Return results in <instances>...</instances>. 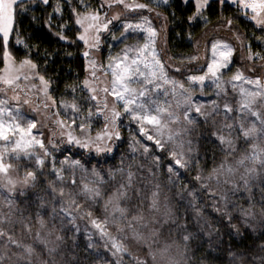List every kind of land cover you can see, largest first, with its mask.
<instances>
[{
	"label": "snow or ice",
	"instance_id": "1",
	"mask_svg": "<svg viewBox=\"0 0 264 264\" xmlns=\"http://www.w3.org/2000/svg\"><path fill=\"white\" fill-rule=\"evenodd\" d=\"M29 2H35V0H0V52H2L3 74H0V83L6 86H13L21 78L27 80L29 76L22 70L27 68L29 71L36 70L37 64L27 56L16 62L15 57L9 50L10 40L15 37L17 45L24 44V41L20 37V33L17 27L18 16L21 13L28 11L26 5ZM66 3L71 5V0H65ZM116 2L124 4V6L130 10L134 9H148L147 4L135 3L125 4L124 0H116ZM167 3V0H164ZM222 6L228 0H217ZM231 4L236 7L237 12L242 13L245 16L255 22V25L264 32V0H230ZM43 5H48L50 0H40ZM185 3H191L193 5V12L188 16V21L192 22L195 19L203 18L205 21L207 18L204 16V12L210 6V0H185ZM78 7H71V12L75 16V24L79 25L82 32L78 33V40L83 41L89 49H94L99 46L101 28L107 30L108 24L111 21H107L103 24L100 23L101 11L106 4L102 3L99 9H92L91 5L86 0H77ZM107 6H111L108 4ZM53 12L58 14L62 12V7L57 0V4L53 9ZM106 15V13H105ZM51 14L49 15L48 24L51 27ZM115 18V17H114ZM232 25V20H227V26ZM61 28L64 25H60ZM125 32L129 29H139L146 33L145 43L142 47L136 49H126L123 53V59L114 58L115 68L112 70L113 87L112 95L115 97L116 102H122L121 107L123 113L130 116L139 126V134L144 141L141 144L143 152L146 155H151L153 151L159 152L160 155H153L152 159L157 168L164 166L162 158H167L166 172L169 177V181L173 184L183 175L184 172L190 171L195 167L196 174L189 180V183L193 185L192 190L188 191V195L192 196L193 202L191 206L197 215V219H201V208L195 204L197 199L196 185H199L198 191L203 192L211 201L212 211L217 215V219L221 223H226L230 230H235L237 234L240 232V226L233 221H239L245 229L252 227V221L256 218L255 208L257 205L260 207V213L264 216V80L260 77H246L239 69L228 80H224L223 71L230 67L232 57L235 49L228 43L216 42L212 44V60L207 65V72L203 75H193L187 78L189 87H185V83L170 79L165 71L163 62L158 58V54L155 48V38L157 35L156 29L150 26V21L147 17L143 18V23H126L124 25ZM60 39L64 40L67 37L63 32L57 33ZM123 36V33L121 34ZM239 39V37H237ZM25 47H28L25 45ZM248 48V59L251 60H264V54L259 52H253L250 45H245ZM135 51L137 53L135 58H131V65H136L135 70L125 62L130 59L129 53ZM152 56L153 71L146 74L140 71V63H143L141 57L146 56L148 53ZM85 57H89L90 52L85 51L83 53ZM190 59H196L195 56ZM90 63L95 68V61L91 60ZM145 67L149 65L144 64ZM112 67V65H109ZM119 70V71H118ZM254 71L255 69H251ZM179 71V69H176ZM136 73H139L143 80L140 81L144 87L136 89L130 87V83L133 82V78ZM39 80L44 85V91L47 93L48 85L50 81L46 80L43 75H39L37 71L35 73ZM95 76V72H93ZM211 78L216 91V96L220 97L221 94H227L225 85H231L234 92L239 93L238 107L234 108L231 103L225 102L223 108L219 106L216 100L211 101L209 110H204L205 105L197 102L193 95V90L196 86H199L203 90L205 81ZM162 82V83H161ZM239 82V84L237 83ZM87 85V80L84 82ZM165 85L171 86V94L173 97L177 95L181 97L176 101V108L179 111L171 110V103L165 102L167 106H162L157 100L151 99L149 92H156L160 94V90L163 89V95L167 97L169 90L165 88ZM247 85V87L245 86ZM154 86V87H153ZM89 91H95L89 89ZM105 93L108 89H103ZM92 100H96L95 95L91 96ZM28 101L26 100L25 103ZM0 103H3L0 101ZM53 103L55 101L53 100ZM259 105V106H257ZM47 107V105H45ZM104 108L107 109V103L105 102ZM73 109L76 110V105H73ZM99 113L101 109L97 107ZM5 108L0 107V141H9L10 137L18 135V139H15L12 145V151L19 153L23 150L24 155L29 159L33 158L34 153L29 151L30 149L38 146L43 150V156H35V163L41 169L45 165V159L49 155L48 149L45 147L43 140L36 139L32 135V129L36 127L34 122H30L26 127H22L17 122V116L12 115V110H7V115L10 119L5 121ZM113 130H108V124L104 125L105 131L97 133L95 140L90 135H85L84 139L74 137L71 132L68 133V142L75 143L76 145L89 149L95 148L97 153L111 152L112 149L108 142L114 138L119 139L120 133L116 129V121L120 118L121 112L117 111L115 107L111 109ZM223 113V120L217 122L214 117ZM235 113V115H233ZM89 116H91V109H89ZM166 116V119L164 118ZM203 118V119H201ZM108 120V117H105ZM62 123V122H59ZM72 123H75L73 119ZM219 123V127H217ZM179 124L182 127L173 130L170 125ZM205 127L201 135L205 132L214 137L217 141V147L224 153V158L218 166L211 169L207 176L202 175L204 169L200 167V159L197 148L194 146V142L191 135L196 132L197 125L208 126ZM78 128L81 132H86L88 126L85 123H80ZM226 133V134H225ZM243 139L246 144H249V148L245 151L239 159L235 161L234 167L228 162V157L234 156L237 150L236 140ZM100 141H104V146H100ZM148 142H151L149 144ZM8 151L7 145L3 149H0V173L5 174L7 185L14 186L16 181L7 176L8 169L11 165L3 163L4 153ZM17 158H19L17 156ZM61 165L68 164L69 168H80L83 171H89L84 169V166L78 160L71 162L61 161ZM243 171H240V169ZM64 169L57 168L55 162H52V174L55 175L56 180L61 184L64 183L63 176ZM104 169L100 167V162L97 161V165L92 167L90 175L94 178L92 181L84 183L81 181L82 187L80 192L86 199L99 203L101 200L104 202L105 218L100 220L93 218L92 212H83V216L89 219L93 227L98 231L101 238H106L105 247L109 248L111 255L117 257L113 264H123L122 257L124 255H130L128 248L113 236L108 231L109 219L108 216H112V223L116 226L117 232L123 233L125 227L131 230V239L137 244L146 245L148 248V256L155 264L156 252L153 248L158 243V236L160 235L159 229H153L149 235L138 231L134 227V222H141L145 219L143 215L145 197L141 194V189L134 187L133 173L127 172L126 177L123 176L124 169H117L109 171L101 175ZM120 172L122 179L116 181V173ZM39 175H43L41 171ZM107 176V180L104 178ZM224 179L221 181L220 177ZM73 179L71 183L76 185L75 172H72ZM175 177V180L173 179ZM215 180L216 187H213L211 181ZM38 181V173L36 171H27L25 173L22 183L26 186H35ZM110 181L115 182L110 185L111 191H108L103 186L109 184ZM227 187H221V185ZM48 187L53 195L59 191L61 200L65 195L64 187L57 189L54 186V182L49 181ZM157 191L152 192L151 202L147 204V211L150 213H160L161 208L159 205V185H156ZM10 191L12 188L9 189ZM188 190V185H182L181 192ZM260 194V199H255V191ZM107 197V199H105ZM235 198V199H234ZM247 202V207L240 201ZM126 202L131 205V208L135 211L129 219L128 207H122L121 203ZM9 208L11 210V201ZM42 207V205H40ZM109 208L111 212L109 213ZM81 211V205L75 200L70 199L66 206L61 208V212L64 213L65 219L70 224H75L76 215L75 212ZM118 214V216H117ZM126 221L124 226L117 224L116 221ZM152 223L159 224L160 228H164L165 225L170 227L174 226L177 229H183L184 234L182 236L183 241L187 245V242L195 239L200 233H194L188 231L187 222L180 223L179 217L175 215L167 204L164 205V211L161 213V218L153 216ZM261 222H264L262 220ZM10 224L11 220L8 215L0 211V239H5L6 244L15 245L17 248L23 247L24 251L29 255L33 252L31 245H23L20 241L13 238L3 225ZM63 224V221H61ZM207 223V221H205ZM40 224L43 227L44 221L41 219ZM146 226V225H145ZM254 230V229H253ZM66 231L78 232V228H69ZM203 232V229L200 230ZM213 226L209 225V231L203 232L204 235H212L216 232ZM37 239H41L39 233H37ZM60 239V237H57ZM47 243V241H42ZM110 242V246H109ZM78 247V245H77ZM95 247L91 236L88 238V242L85 245V251ZM264 247V246H262ZM168 250V246L159 249L161 256H163ZM54 251V250H50ZM231 254V253H230ZM8 258L7 253L0 254V264ZM135 264H148L147 259H140L138 257H132ZM72 264H80L78 259H74ZM169 264H175L174 261L169 260ZM261 264H264V258L261 260Z\"/></svg>",
	"mask_w": 264,
	"mask_h": 264
},
{
	"label": "rangeland",
	"instance_id": "2",
	"mask_svg": "<svg viewBox=\"0 0 264 264\" xmlns=\"http://www.w3.org/2000/svg\"><path fill=\"white\" fill-rule=\"evenodd\" d=\"M168 2L169 0H167V3ZM228 2L231 3L230 0H228ZM102 3H105L106 6L100 9V23L103 24L107 21H111V23L108 24L107 30L101 28L99 33V46L94 49H89L83 41L79 40L84 48L83 53L85 51L90 52L89 57H85L88 73L85 80H87L88 83L86 85L84 80L82 84L83 89L89 95L90 103L88 109L82 110L79 105L73 101H56L51 94L50 84L48 85L47 93H45L43 83L39 80L38 76L35 75L38 68L32 71H29L27 68L23 69L22 71L29 76V79L25 80L21 78L13 86H6L0 83V101L3 102L0 103V107H4L6 110L4 116L5 121L7 122L10 119L7 115V110L11 109L12 115L17 116V122L20 123L22 127H26L30 122H34L36 127L32 129V135L35 136L36 139L43 140L49 153L48 156L43 157L45 159V165L41 169L35 163V156H43V150L38 146L29 150L34 153L33 158L29 159L24 155L23 150L19 151V153L12 151V145L15 139L19 138L18 135L10 137L9 141H0V149H3L5 145H7L8 148V151L5 152L3 156V163L11 165L8 169L7 176L16 181L14 186L7 185L5 174L0 173V211L8 215L11 220L10 224L6 223L3 226L8 229L14 239L20 241L23 245H31L33 248V252L29 255L24 251L23 247L17 248L15 245L6 244V238L0 239V254L7 253L8 255V258L4 260L2 264H69L67 252L73 250L79 237H84L86 242H88L89 236H91L95 245L92 250L103 254L106 259L105 264H113V262L116 261L117 257L112 256L109 248L105 247L106 238H101L89 219L82 214L83 212L91 211L93 218H98L100 220H103L106 215L103 200L99 203L92 202L86 199L80 192L82 187L81 181L87 183L94 179L90 175V170L97 165V161H100V167L104 169L101 175L121 168L124 169V177H126L128 171L134 174V187L141 189V194L145 197L143 209L145 219L141 222H134V227L145 235H149L154 228L160 230V235L157 238L158 243L153 248L157 257L155 264H169V260L174 261L175 264H190L187 245L182 237L178 238L180 229L168 225H165V227L161 229L159 224L151 222L153 216L161 218V213L164 211L165 204H167L175 214L173 201L171 199L172 193L169 191L173 183L169 181L166 172L167 158H163L165 160V172L164 180H161L162 178L159 179L154 172L155 164L152 159L153 155L160 154L156 151H153L151 155L144 154L143 148L141 147L144 141L139 134L138 124L133 121L129 115L123 113L121 107L122 102H116L111 92L114 79L112 70L115 68L114 58L123 59V53L126 49L142 47L147 35L139 29H129L125 32L124 25L126 23H143V18L147 17L148 21H150V26L156 29L157 35L154 46L158 58L164 64L168 77L185 83V87H189L187 82L189 76L203 75L207 72V65L212 60V44L216 42L228 43L235 49L230 67L227 70H222V78L224 80L230 79L238 69L246 77H260L264 80V60L250 61L248 59L249 52L245 45H250L251 40H247L244 34L234 25L229 27L227 24H217L209 27L207 31L195 41L196 50L194 54L189 57L175 58L169 53L167 48L169 22L167 16L159 9L162 5L167 4L164 0H149L148 2L142 0H124L125 4H147L149 6L148 9L130 10L126 8L124 4L116 2V0H99L98 6L91 8L99 9ZM108 4L111 6H107ZM73 17L75 22V16L73 15ZM252 22L255 25V22ZM76 27L79 32L83 31L79 25H76ZM122 33L123 36L121 35ZM237 37H239V39ZM254 41L256 43L262 42L261 45L264 43L257 38H254ZM251 50L264 54L263 48L262 50L254 51L251 47ZM236 54H238L237 62L235 59ZM136 55L137 53L135 51L130 52V59L125 62L131 66L133 70H135L136 65H131V58H135ZM193 56H195L196 59H190V57ZM91 60L96 62L95 68L90 63ZM141 60L143 63L139 65L140 71L146 74L151 73L153 71L151 53L149 52L146 56L141 57ZM16 62L19 63L18 60H16ZM145 63L149 66L145 67ZM109 65H112V67H109ZM3 67L4 65L0 68V74H3ZM176 69H179V71H176ZM251 69L255 70L252 71ZM93 72H95V76H93ZM39 75L41 74L39 73ZM142 80L143 77H140L139 73H136L133 82L130 83L129 86L141 89L144 87L140 82ZM237 83L239 84V82ZM245 86L247 87V85ZM225 87L227 89V94H221L220 97H217L215 94L217 89L212 83V79L209 78L205 81L203 90H201L199 86L194 88L193 95L197 102L205 105L204 110H209L210 103L213 100L217 101L221 109L226 101L231 103L234 108L238 107L237 102L240 99L239 93L234 92L231 85H225ZM105 88L108 89L107 93L103 91ZM165 88L169 90V95L167 97L162 94L163 89L160 90L159 95H157L156 92H149L148 96L153 100H157L162 106H167L165 102H170L171 110L179 111V109L176 108V101L181 99V97L178 95L176 97L172 96L170 85H165ZM89 89H94L95 91H89ZM93 95L97 97L96 100L91 99ZM26 100L28 101L27 103H25ZM53 100L55 103H53ZM105 102L107 103V109L104 108ZM45 105H47V107ZM73 105H76V110L73 109ZM97 107L101 109L99 113L96 110ZM113 107L121 112V116L116 121L115 129L119 131L120 138H114L112 141L108 142L112 149L111 152L97 153L95 148L85 149L75 143L68 142L69 132H71L74 137L80 138L81 140L84 139L85 135H90V137L95 140L97 133L105 131L104 125L106 123L109 126L108 130H113L111 120V109ZM89 109H91V116H89ZM233 115H235V113H233ZM106 116L108 120H105ZM164 118L166 119V116ZM73 119L75 123H72ZM214 119L217 122L222 121L223 113L221 112V114L216 115ZM82 122L88 126V130L83 133L78 128V125ZM208 126L210 127L211 124ZM170 127L176 130L182 127V125L171 124ZM217 127H219V123H217ZM126 136L127 142L129 140L131 151L130 160L122 158V154L120 153L122 141ZM189 138H192L194 142L195 138L193 134ZM99 143L101 147L104 146V141H100ZM148 143L151 144V142ZM236 145L237 150L235 155L228 157V162L234 167L236 166L235 161L249 148V144H246L243 139H237ZM76 152L84 153V155L76 156ZM17 156L19 158H17ZM90 157H93L94 163L88 162ZM118 159L119 161L115 165L109 161L114 160L116 162ZM73 160L80 161L84 169L89 171H83L80 168L72 169L69 168L67 163L64 165L60 163L61 161L71 162ZM52 162H55L57 168L62 167L64 169L63 184L58 182L55 175L52 174ZM124 163L125 165H122ZM27 171H36L38 173V181L35 186H26L22 183ZM41 171L43 175H39ZM73 171L75 172V179L77 181L76 185L71 183ZM181 171L184 172V170ZM240 171H243V169L241 168ZM208 174L209 173L202 175L207 176ZM104 178L107 180L106 175ZM121 179V173L117 172L116 181H120ZM173 179L175 180V177H173ZM220 179L223 181L224 177L221 176ZM186 180L187 179H183L181 184H186ZM49 181L54 182V186L57 189L61 186L64 187L65 195L63 200L60 198L59 191H57L55 195L51 193L48 187ZM164 182H166L168 186H162L160 184ZM114 183L115 182L110 181L109 184L103 187L111 191L110 185ZM188 184L190 185L189 182ZM211 184L213 187H216L215 180L211 181ZM156 185H159L158 199L161 212L150 213L146 210L147 204L151 202L152 192L157 191ZM221 187L227 186L222 184ZM10 188H12L11 191L9 190ZM198 188L199 185L197 184V199L195 202L201 203L203 201L205 206H207L206 204L211 205V201L208 197L203 192H199ZM254 191L257 192L256 190ZM70 199H75L81 205V211L74 213L77 217L74 225L70 224L65 219L64 213L61 212V208L66 206ZM105 199H107V197H105ZM255 199L259 200L260 197H255ZM9 201L12 202L11 210L9 208ZM191 201H193V199ZM240 202L247 207L246 201L241 200ZM40 205H42V207H40ZM121 206L128 207L129 219L132 214H135L130 204L122 202ZM110 212L111 208H109V213ZM255 212L256 218L252 221V228L264 226V222H261L264 220V216L261 215L260 208L256 206ZM41 219L44 221L43 227L40 224ZM108 219V231H110L113 236L117 237V239L129 250L130 255H124L122 257L123 264H135L132 257L147 259L148 264H153V261L148 256L147 246L137 244L133 241L131 239V230L126 227L123 233L117 232L116 226L112 223V216L109 215ZM61 221H63V224ZM116 223L124 226L126 221L117 220ZM234 223L244 228L240 225L238 220L234 221ZM198 224L199 222L196 225L197 229L199 228ZM69 228H78L79 231H66ZM37 233H39L41 239H37ZM57 237H60V239H57ZM42 241H47V243L45 244ZM166 245L168 246V250L161 256L159 249ZM50 250L54 251L50 252Z\"/></svg>",
	"mask_w": 264,
	"mask_h": 264
},
{
	"label": "trees",
	"instance_id": "3",
	"mask_svg": "<svg viewBox=\"0 0 264 264\" xmlns=\"http://www.w3.org/2000/svg\"><path fill=\"white\" fill-rule=\"evenodd\" d=\"M148 2L149 0H142ZM62 12L54 13L53 9L57 0H50L48 5H43L40 0L29 2L28 11L18 16V30L24 44L17 45L15 37L10 40L9 50L16 60L20 61L26 56L33 60L38 66V71L48 81L54 99L58 102L73 101L82 110L88 109L90 103L88 93L83 89V81L87 77L86 58L83 55V45L78 40V28L75 25L71 7H78L77 0H71V5L65 0H59ZM91 7H97L99 0H86ZM167 16L169 29L167 33V48L169 53L175 58L189 57L195 53V41L201 37L209 27L217 24H227V20H232V25L237 27L250 41V46L254 51H264V43H256L254 38L264 42V32L257 28L248 16L237 12L236 7L229 2L222 6L217 0H210L209 8L204 12L205 19L188 21V16L193 12V5L185 3V0H169L166 5L159 7ZM51 14V27L47 23ZM60 25H64L63 28ZM63 32L67 39H60L57 33ZM27 45L28 47H25ZM2 58V52H0ZM236 62L238 54L235 55ZM3 66L0 59V68ZM205 127L197 125L194 136V146L198 150L200 167L204 169L202 174H207L215 166H218L224 158V153L217 147V141L206 132L201 135ZM124 138V137H123ZM122 158H131L129 140L127 136L121 144ZM70 153V152H69ZM160 154L159 152H157ZM76 156H83L84 153H75ZM83 158V157H82ZM165 158V157H164ZM110 159V157H109ZM112 164H117L109 160ZM88 162L94 163L93 157ZM100 162V161H99ZM165 165V160L162 158ZM97 164V162H96ZM122 165H125L122 164ZM196 168L193 167L188 172H183L180 180L171 185L169 191L172 193L173 207L175 215L179 217L180 223L187 222L188 231L200 233L195 239L187 242L190 264H261L264 258V226L258 228H242L237 234L235 230H230L226 223H221L217 219L216 213L212 211L211 205L195 202L201 208V219L191 206L192 196L188 191L193 185L188 184L195 175ZM154 172L157 177L164 180V166L157 168ZM183 179L188 184V190L181 192ZM162 186L167 183H160ZM168 186V185H166ZM255 197H260L259 192H255ZM258 200V199H256ZM258 208L259 205H257ZM202 221V222H201ZM207 221V223H205ZM198 229L196 227L197 223ZM234 223V221H233ZM209 225L217 229L212 235H204L209 231ZM203 229V232L200 230ZM254 229V230H253ZM182 234V235H181ZM184 234L180 229L178 238ZM86 240L79 237L73 250L67 252L69 264L74 259H78L80 264H105L106 259L103 254L94 250L85 251ZM78 245V247H77ZM231 253V254H230Z\"/></svg>",
	"mask_w": 264,
	"mask_h": 264
}]
</instances>
